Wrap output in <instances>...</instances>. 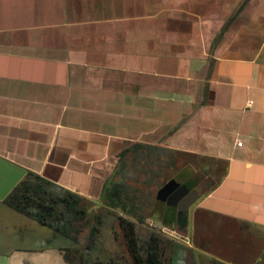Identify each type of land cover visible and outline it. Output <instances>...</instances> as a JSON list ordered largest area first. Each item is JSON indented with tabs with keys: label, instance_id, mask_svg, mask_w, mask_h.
Here are the masks:
<instances>
[{
	"label": "crops",
	"instance_id": "obj_1",
	"mask_svg": "<svg viewBox=\"0 0 264 264\" xmlns=\"http://www.w3.org/2000/svg\"><path fill=\"white\" fill-rule=\"evenodd\" d=\"M138 145L199 195L139 226L165 261L264 264V0H0V264L73 246L3 204L26 173L99 204Z\"/></svg>",
	"mask_w": 264,
	"mask_h": 264
},
{
	"label": "trees",
	"instance_id": "obj_2",
	"mask_svg": "<svg viewBox=\"0 0 264 264\" xmlns=\"http://www.w3.org/2000/svg\"><path fill=\"white\" fill-rule=\"evenodd\" d=\"M165 163L163 155L146 146L122 153L103 185L99 204L28 172L3 204L72 242V247L62 251L66 264H118L113 259L90 263L86 259V249L94 246L102 228L109 224L121 234L129 257L125 264H169L163 259V235L151 231L140 245L137 234L153 205L160 202L155 195L164 184V170L169 168ZM142 186L155 188V193Z\"/></svg>",
	"mask_w": 264,
	"mask_h": 264
},
{
	"label": "rangeland",
	"instance_id": "obj_3",
	"mask_svg": "<svg viewBox=\"0 0 264 264\" xmlns=\"http://www.w3.org/2000/svg\"><path fill=\"white\" fill-rule=\"evenodd\" d=\"M169 179L170 175L168 173L165 175L163 182H166ZM142 188L144 190L150 189L153 193H155V188L143 186ZM151 231L152 229L148 227V224L147 227H138L137 234L140 245H144L147 235ZM58 237L65 243H70L69 240L61 236ZM162 238L164 240V245L168 244V239L164 236ZM86 259L89 263L93 260L106 261L108 259H113L116 260L118 264H125L129 260L125 245L117 227L114 226V228H111L109 224L108 226L102 228L101 234L96 238L94 246L86 249Z\"/></svg>",
	"mask_w": 264,
	"mask_h": 264
},
{
	"label": "water",
	"instance_id": "obj_4",
	"mask_svg": "<svg viewBox=\"0 0 264 264\" xmlns=\"http://www.w3.org/2000/svg\"><path fill=\"white\" fill-rule=\"evenodd\" d=\"M155 199L176 207L180 213H187L198 201L199 195L195 190H188L184 185L171 179L158 189Z\"/></svg>",
	"mask_w": 264,
	"mask_h": 264
},
{
	"label": "built area",
	"instance_id": "obj_5",
	"mask_svg": "<svg viewBox=\"0 0 264 264\" xmlns=\"http://www.w3.org/2000/svg\"><path fill=\"white\" fill-rule=\"evenodd\" d=\"M240 145H241V143L238 142L237 146H240ZM148 227H150L152 229V231L160 233L161 235L172 237L173 239H176V240H182V241L186 240L184 237H182V236H180V235H178V234H176L174 232L167 231V230H165V229H163L161 227H158V226H156L154 224H150L149 223Z\"/></svg>",
	"mask_w": 264,
	"mask_h": 264
}]
</instances>
